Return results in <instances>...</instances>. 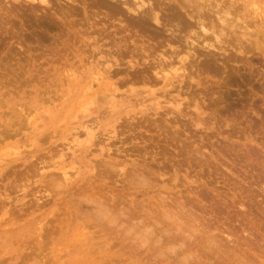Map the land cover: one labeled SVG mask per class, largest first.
<instances>
[{
    "label": "rangeland",
    "instance_id": "374dc122",
    "mask_svg": "<svg viewBox=\"0 0 264 264\" xmlns=\"http://www.w3.org/2000/svg\"><path fill=\"white\" fill-rule=\"evenodd\" d=\"M209 1L242 28L156 68L102 6L0 0V264H264V0Z\"/></svg>",
    "mask_w": 264,
    "mask_h": 264
},
{
    "label": "bare ground",
    "instance_id": "6f19581e",
    "mask_svg": "<svg viewBox=\"0 0 264 264\" xmlns=\"http://www.w3.org/2000/svg\"><path fill=\"white\" fill-rule=\"evenodd\" d=\"M13 1H18V0H13ZM28 1L32 2V3L36 2V3H39V5H43V6H47L49 3L48 0H28ZM66 1L70 2L72 4H75L78 2L81 6L83 13H85L86 8L90 4H95V5H98L99 7L102 6L107 10L106 15L108 17L113 18V19L115 18L117 20L118 24H120V25H117V26H120L118 28L116 27L117 30L120 28L125 29L126 27H130V26H131V28L135 27L138 30L141 29V30H143V32H147L149 34V36H151L150 38L155 39L158 43L166 45L168 47L167 49L170 50L171 55L169 54L170 56H166L163 53H159L154 59L155 60L154 66L157 65L159 67H161V65H164L166 63L167 64L172 63L171 62V60L173 59L172 55L175 54L176 56H181L182 52H183V56L181 58L179 57L180 58L179 62L181 60H184V59L189 58V57L194 58L195 55H197L196 56L197 58L198 57L200 58L201 55H204V56L207 55L210 59L211 56H214L212 51L215 50V52H216L217 49H214L215 47L211 44L212 42L211 43L209 42V40L218 41V39L220 38V36L222 34V30H224L226 28V25L228 26L229 29L232 26H233L232 28L241 29L243 26V25H237V24L229 25L228 20L224 18L225 16L221 15V13L225 12V10L223 11L222 9L216 7V6H219V5H215L218 2L215 1L214 5H213V2L211 1V3H212L211 4L209 0H88V1H90L89 3L86 2V0H66ZM32 5L34 6V3ZM254 6H255V4H254ZM106 12H104V13H106ZM244 27H246V26H244ZM226 30H227V28H226ZM177 33H181L183 36L180 35V37H179ZM233 34H236V32L233 31ZM243 36H244V33L239 32L238 36H236V39H234V40H237V42H240V41H242ZM223 41L225 42V40H223ZM227 46H226V48H227ZM241 46H242V44H241ZM155 48H157V47H155ZM212 48L214 50L211 51ZM258 48H261V46H258ZM223 49H224V47H223ZM162 50H164V49H162ZM169 50H167V51H169ZM167 51L165 50V53ZM260 52H264L263 48L261 49ZM214 61H217V60L214 58ZM157 66H156V68H157ZM185 67L187 68V66H185ZM168 68H166V69H168ZM171 68H172V66H171ZM208 68H210V65ZM174 72H176V71H174ZM155 73L158 74V72H155ZM155 73L153 72V74H155ZM162 79H163V77H162ZM190 154H191V152H190ZM187 164H188V162H187ZM171 166H172V164H171ZM164 168H165V166H164ZM170 215H171V213H170ZM169 225H171V224H169Z\"/></svg>",
    "mask_w": 264,
    "mask_h": 264
},
{
    "label": "clouds",
    "instance_id": "9594fccd",
    "mask_svg": "<svg viewBox=\"0 0 264 264\" xmlns=\"http://www.w3.org/2000/svg\"><path fill=\"white\" fill-rule=\"evenodd\" d=\"M98 215L101 219L113 226L120 224V218L103 207L97 208ZM170 219V217H168ZM126 229V235L132 238V242L138 244L142 248H147L154 242L159 244V239L156 230L153 226L144 223L143 221H134L130 224L122 225ZM165 251L171 255H176L178 248L175 246L168 247Z\"/></svg>",
    "mask_w": 264,
    "mask_h": 264
}]
</instances>
